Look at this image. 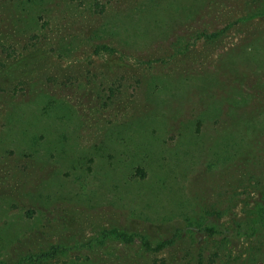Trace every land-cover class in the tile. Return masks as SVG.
<instances>
[{
  "label": "rangeland",
  "instance_id": "rangeland-1",
  "mask_svg": "<svg viewBox=\"0 0 264 264\" xmlns=\"http://www.w3.org/2000/svg\"><path fill=\"white\" fill-rule=\"evenodd\" d=\"M11 1L0 21L19 32ZM143 1L89 16L61 0L78 24L52 33L42 14L46 41L15 61L0 40L1 259L36 231L29 249L66 246L38 264H264V14L236 0L189 27L180 0Z\"/></svg>",
  "mask_w": 264,
  "mask_h": 264
},
{
  "label": "trees",
  "instance_id": "trees-1",
  "mask_svg": "<svg viewBox=\"0 0 264 264\" xmlns=\"http://www.w3.org/2000/svg\"><path fill=\"white\" fill-rule=\"evenodd\" d=\"M66 1V0H65ZM73 2L78 3L81 8L85 9L89 16H104L107 9L109 8V4H111V0H72ZM161 1H167V0H144L142 3L143 6L153 7L157 6ZM254 4H251V7H247V13L246 16L248 18H253L255 16L263 15L264 14V0L262 4H259L260 2L258 0H254ZM61 0H12L8 7L7 13H11L12 11V18L11 20L17 19L16 22H18V25H20L21 31L14 32V31H8L4 24H1L0 21V40H3L4 45L2 54L5 53L7 57L11 61H15L19 59L21 56H23L21 53L22 51H25L26 49L29 51L30 48L28 47L31 43H38L37 45L43 44L47 37L48 33L42 32L38 28V17L40 19H43L42 14L46 15L45 17L47 19H44L45 25L43 30L48 26L50 28V31L52 33L56 32L59 34L62 29L66 25H77V20H72L68 16H64V14H68V12L62 10V7L60 6ZM236 0H180V3L178 8L182 9L184 8L183 12V20L179 21L178 23L184 24L185 26L189 27H212L216 26L220 23L221 19V12L224 11L226 8H232L234 6H237ZM3 7V6H2ZM0 6V9L2 8ZM12 10V11H11ZM9 11V12H8ZM5 12V11H4ZM3 14L5 15V13ZM62 13V14H61ZM220 14V16L218 15ZM53 15V16H52ZM151 15V14H150ZM8 17V16H7ZM29 17V18H28ZM35 18V19H34ZM117 16H113L109 18L105 25L103 26L104 30L103 33L105 34L109 28L116 27V20ZM153 18V17H151ZM68 19V20H67ZM153 22L154 21H149ZM151 24V23H150ZM148 25V26H152ZM14 29V28H13ZM203 30L199 33H203ZM109 31V30H108ZM42 32V33H41ZM97 38V40H101L103 37L100 35L94 36ZM24 40V41H23ZM27 40V41H26ZM26 41V42H25ZM18 42H25L27 43L22 48H20ZM22 50V51H21ZM100 51H107V52H113L114 49L106 44L104 41L101 42L97 46L96 53H99ZM14 55V56H13ZM19 57H16V56ZM59 100V99H58ZM57 99H54L49 102L50 104H55L59 102ZM54 102V103H53ZM48 105V107H49ZM48 107H45V110L47 111ZM62 108H57L58 115L61 114L60 110ZM68 109V108H67ZM141 152V151H140ZM144 152H147L146 150H142L141 154ZM139 168V169H138ZM136 168V170L139 173H142L143 176L146 175V172L143 168L140 167V165ZM30 214V213H29ZM206 232L209 234H214L216 232V228L214 226L205 228ZM36 231H29L24 232L20 237H17L15 240L10 242L11 246L10 248H7L11 253L16 252V255H12L10 257H7V259H1L0 258V264H38L45 262L47 260L57 258L60 254H63L66 252V246L64 245H49L47 251L41 249L38 251V249L31 250L29 249V242L35 241L30 240V237L35 235ZM113 235H118L119 237H122L125 239L126 242H132L133 236H130L125 233H118L117 231H114L112 233ZM167 243L162 242L158 243L156 247H152L151 242L145 240V246H147L150 249H155L156 251H159L166 246ZM39 248V247H37ZM31 250V251H29Z\"/></svg>",
  "mask_w": 264,
  "mask_h": 264
}]
</instances>
